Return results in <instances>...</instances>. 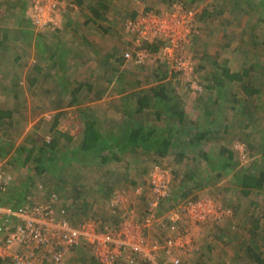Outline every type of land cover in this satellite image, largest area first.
<instances>
[{"label":"rangeland","instance_id":"obj_1","mask_svg":"<svg viewBox=\"0 0 264 264\" xmlns=\"http://www.w3.org/2000/svg\"><path fill=\"white\" fill-rule=\"evenodd\" d=\"M39 2L45 8L55 3V23L43 33L37 32L39 29L33 24L34 7ZM178 5L193 14L195 32L176 56L181 54L193 62V79L204 88V95L210 83L217 84L213 78L222 77L225 68L240 72L246 60L251 66L264 59V0H205L196 5L188 0H88L85 9L78 0H0V110L12 114L0 124V170L9 178L0 196V220L3 211L17 213L35 202L51 204L60 226L75 228L82 234L75 252L66 257L64 264H100L95 256L97 243L106 238L124 239L131 230L136 245L130 243L119 264H129L133 258L136 264H254V252L264 256V189L249 197L242 196L231 177L237 169L241 171L247 166H261L264 171V108L256 109L255 101L245 118V112L233 108L240 107L239 104L230 100L211 105L207 94V99L198 103L199 93L190 89L185 73L175 71L177 64L167 59L156 39L143 43V49L149 53L145 64H138L135 55L125 58L126 51L135 50L131 44L133 36L125 25L148 10L165 14ZM59 7L63 9L61 21L71 23L68 30L56 19ZM90 11L97 25L89 24L87 17L81 16L87 12L88 19L92 18ZM83 22L87 24L82 25ZM73 23L82 25L88 44H81V33L72 30ZM39 33L43 35L38 39L43 44L40 53L36 48ZM57 44H62L60 56L52 59L48 52ZM205 52L209 56L218 52L216 66L204 61ZM63 53L66 55L62 56ZM118 64L122 69L128 68L123 78L127 83L134 82L139 96L160 97L151 89L160 94L163 86L172 102L158 103L156 98L154 102L168 114V109L175 105L192 109L193 125L189 128L193 135H199L189 138L194 145H188L184 136L189 128L176 125L173 131H157L159 135L173 134L176 143L165 158L154 151H138L137 157L128 153L124 160L112 161L105 168L95 155L89 160L87 156L60 157L55 165L50 164L40 173L26 166L17 150L30 147L29 138L36 135L41 142L52 139L49 129L56 114L53 102L63 90L57 78L68 79L67 89H76L84 82L101 87L99 84L104 81L99 77L110 73V69L118 76L120 73L111 67ZM26 71L35 79L30 84L40 82L39 86L26 89V79L22 78ZM131 73L136 81L129 77ZM257 76L261 77V73ZM241 84L232 82L229 89L240 94L238 98L242 100L246 96L239 91ZM261 89L264 92V84ZM198 105L200 109L196 108ZM65 107L68 108L64 104ZM250 109L253 118L249 122ZM145 113L151 122L156 120L155 109L149 108ZM81 114L75 108L65 110L61 117L60 127L76 137L75 142L61 140L68 155L80 144ZM225 149V157L232 153L237 167L228 168L229 176L218 181L222 172L212 170L210 159L204 156L209 153L214 166H221L225 163L221 157ZM154 169L171 178V186L163 196H157L148 181H140L147 180ZM185 186L186 196H181ZM219 189H225L224 196L218 195ZM191 201H210L216 210L207 211L205 220L193 223L189 217L181 216L182 212L188 215ZM83 227H87V233L81 231ZM183 232H188L189 237L183 238ZM78 248L84 256L77 253Z\"/></svg>","mask_w":264,"mask_h":264},{"label":"built area","instance_id":"obj_2","mask_svg":"<svg viewBox=\"0 0 264 264\" xmlns=\"http://www.w3.org/2000/svg\"><path fill=\"white\" fill-rule=\"evenodd\" d=\"M54 4L51 2V8H45V4L42 5L40 2L35 5L33 24L37 29L42 30L48 28L52 22L55 23ZM192 16L191 12L178 5L165 14L147 11L131 19L125 26L127 32L133 36L131 44L135 50L126 51L125 58L131 59L135 55L138 64H145L149 53L143 49V43L156 39L161 42V49L168 57L167 59L177 64L175 71L185 73L186 78L184 75L183 78L189 83L190 89L202 93V86L193 79V62L181 54L176 56V52L189 42L190 36L195 32ZM167 174L159 169H154L149 173L148 183L157 196H163L171 186V178ZM8 181L9 178L5 172L0 170V196L5 191ZM214 209L216 210L215 204L210 201H191L188 215L182 212L181 216H187L193 223H199L207 218V211ZM54 211L51 204L42 202H35L31 206L20 209L17 213L3 211L2 221L0 220V263L63 264L66 255L78 246L82 234L75 228L60 226L55 219ZM81 231L87 233V227H83ZM182 235H184L183 238L189 237L188 232L186 234L183 232ZM130 243L136 245L133 241L132 230L125 235L124 239L121 237L116 240L106 238L99 241L96 245L95 256L100 264H119L123 251L130 246ZM129 264H136L135 258L130 259Z\"/></svg>","mask_w":264,"mask_h":264},{"label":"trees","instance_id":"obj_3","mask_svg":"<svg viewBox=\"0 0 264 264\" xmlns=\"http://www.w3.org/2000/svg\"><path fill=\"white\" fill-rule=\"evenodd\" d=\"M205 0H188V2L192 3L193 5H196L198 3L204 2ZM78 3L81 4V0H78ZM148 11H154V10H148ZM92 12L94 15L98 16L96 11L92 9ZM155 13L159 14L160 12L154 11ZM206 13V12H205ZM209 15L211 13H206V15ZM210 16V15H209ZM52 26V25H51ZM107 32V31H106ZM62 46V44H60ZM59 45H55L54 49H50L48 53H50V56L52 59L56 57V55L60 56V47ZM62 51V50H61ZM66 53H63L62 56H65ZM204 61L205 62H211L215 63V66L217 65V59L215 58V55L209 56L207 52L203 54ZM204 63V62H203ZM247 63L248 60H246L243 65L242 69L239 72L238 70L236 72H233L231 69L225 68L223 72V76L217 79V76L213 78L214 82H217V84H214L213 82L210 83L208 86L206 92L209 94V99L208 102L211 105H218L221 101H229L232 102L233 104H239L240 107H233L235 110H240L241 112H247V109L250 108V104L257 102V100L262 99L263 97V89H261V86L264 84V64L258 62V64H252L251 66L248 65ZM263 64V66H261ZM54 65V62H53ZM202 67L204 65H201ZM261 73V77L257 76V73ZM251 73L256 75V79L251 78ZM224 80H227L225 82ZM64 81V82H63ZM207 81V79H206ZM63 82V83H62ZM232 82H239L241 84V88L239 89L242 90L245 93V98L244 99H239L238 97L240 94L234 93L229 89V85L232 84ZM258 83L259 87L256 85ZM57 83L59 85L63 86L62 90V98L63 99H68L73 103L78 102V96L76 94L79 93V91L85 87L93 88L92 84H88L87 82L84 83H79L78 88L75 89L74 94L68 92L67 87L65 86L68 83V79H62L61 77L57 78ZM62 83V84H61ZM222 87H228L226 89H222ZM162 89H160V94L156 93L155 88L151 89V93H155L159 95L160 97H149V96H142L140 99H138V104L143 106H147L149 108L155 109V114L158 116V118H163L161 115L164 117L169 116V123L173 125L172 129H175L174 125H179V127H183L184 125V119H183V114L180 113L179 110V105H173V108L170 107L168 109V112L165 111L160 105L158 106L159 102H168L171 103V97L167 96L165 94L166 89L161 86ZM204 89V88H203ZM203 93V92H202ZM206 94V95H207ZM206 95L200 96V100L198 103H203L202 100L207 99ZM157 99V102H154L155 99ZM159 100V101H158ZM254 101V102H253ZM153 102L155 104H153ZM201 105V104H200ZM206 109V108H205ZM249 111V110H248ZM206 114V111H205ZM64 115V112H59L54 115V122L49 130L50 134H52V139L50 142H46L37 135L35 137L29 138L30 140L28 141L30 147H25L23 149H18L17 150V156H21L23 159L24 163L26 166H28L30 169L34 170L35 172H43L47 170V167H51L50 164L55 165L56 159H60V157L65 158L67 157L68 159L70 156H76V157H81L84 158L86 157H92L93 154L97 156L99 154L97 146L100 144L97 141V130L95 128V125H88L85 129V137L82 140V142H79V147L73 151L72 155H68L66 147L62 146V138L66 139L68 142L72 141V137H69V135L65 132H61L57 129L59 125V121L61 117ZM247 116V113L245 114V118ZM12 114L9 112H4L0 110V124L4 122V120H7V118H11ZM253 117V113L250 109V119ZM6 118V119H5ZM249 120V118H247ZM229 120V118L227 119ZM174 122V124H173ZM250 122V120H249ZM171 129V130H172ZM179 129V128H178ZM155 130L152 131H136L134 134L127 140H122L120 143V150L121 152H126L130 150L132 151V154H136L139 150L140 152L146 151H154L156 154L160 155L162 158H164L166 155H169L173 151V147L176 145L173 140V134L169 135V137L165 138L162 137V139H159L158 142L153 139V135ZM165 135V133H163ZM196 137L199 135H195ZM199 140V138H197ZM188 145H194L193 141L192 143H188ZM264 145V142H263ZM262 145V146H263ZM70 149V148H69ZM129 151V152H130ZM25 152V153H24ZM223 153L221 154L222 161H225V163L221 166H214V162H212V159L209 158L210 155L209 153H205L204 158L205 159H210L209 166L212 170H220L223 175H218V181L225 176H229V172L227 169H234L237 167V164L235 163L236 161L234 160V156L232 153H229L228 157H225V154L228 152L226 149L222 151ZM24 154V155H23ZM264 154V153H263ZM23 155V156H22ZM65 156V157H64ZM182 156V155H181ZM226 158V159H225ZM59 161V160H58ZM102 162V161H101ZM211 164V165H210ZM261 168V166H260ZM260 168H255V167H250L247 166L245 168H241V171H236L235 174L231 175L232 180L234 183L238 186L239 192L242 196L249 197L252 195L254 191H261L264 189V171ZM187 187L185 186L183 190V194L181 193V196H186ZM225 191V189H223ZM226 191H228V188H226ZM79 250V248H78ZM75 252V249L72 250V252L68 253V255H71ZM253 262L254 264H264V256L262 254L258 253H253ZM65 257V259H66ZM3 264V263H0ZM64 264V263H63Z\"/></svg>","mask_w":264,"mask_h":264},{"label":"crops","instance_id":"obj_4","mask_svg":"<svg viewBox=\"0 0 264 264\" xmlns=\"http://www.w3.org/2000/svg\"><path fill=\"white\" fill-rule=\"evenodd\" d=\"M87 1L88 0H81V4H79V5H81L80 7L82 9H85V4H87ZM61 7H63V6H61ZM61 7L58 8L56 19H58L59 15H61V13H63V9ZM64 10H66V9H64ZM91 11H90V14H91L92 18L89 17V19H88L89 13H87V12L81 13V16L87 17L86 20L90 21L89 24L97 25L95 18H93L94 16H93ZM59 20H60L61 24H64V27L66 28V30H68L69 29L68 26L71 23L70 22L67 23L66 19L61 21V19L59 18ZM84 23L85 22H83L82 25H84ZM85 24H87V23H85ZM73 25H74V23L72 24V30H75L79 34L81 33V37L79 38V41L81 42V44L83 45V42L88 44L87 39H86L87 37L83 34L82 29H81L82 25H78V26L77 25L73 26ZM46 29L47 28L42 29V30H37V32L43 33L44 31H46ZM61 29L63 31V28H61ZM41 33H39V35L37 36V40L41 39L43 37V35H41ZM59 39H62V38L60 37ZM36 43H37L36 48L39 51L40 47H42L43 44H40L39 40L36 41ZM45 45H47V43H45ZM54 47H55V45H54ZM39 53H40V51H39ZM45 54H46V52H45ZM215 55H218V52H216ZM258 62L263 63L264 59H259ZM111 67L113 68L114 72L120 73L121 75L118 74V76H117L116 73L111 72V69H110V73H103L99 77V80L102 79L104 81V82H101L99 84L101 87H95L94 86L93 88H89V89L87 87L81 89L79 91V93L76 94V96H78V102L77 103H73V102L70 103V101L68 99H63L62 94H61L62 91H60L61 93L58 92L59 97L56 99V101L53 102L54 103V112H56V113L65 112V110H74L75 108L78 109L79 113H83V115L81 114L83 116V119H81L82 129L79 131L80 132V135H79L80 138L78 140L79 142H82V140L85 137L86 127L90 124L95 125V128L97 130V141L100 144V146L99 145L97 146L99 154L96 157H100V161H102L101 165L104 164V166H103L104 168H105L106 164L110 165V163L112 161L124 160L126 158L125 155L128 153L131 154V157H134V156L137 157L135 154H132L131 153L132 151H130V150L127 151L128 153L119 151L121 149L119 146L121 141L129 139L134 134V132H136L137 130L143 131V132H147L149 130L150 131L155 130L156 132H154L153 139L156 140V142H158L159 139H162V137H165V138L169 137V134L167 132L165 135H163V134L159 135V134H157V131H160V130H169L170 131L173 127V125H171V123H169L168 118L164 117L163 115H161V116L164 119H166V121L160 120V118H158L157 115L155 116L156 120L154 122H151L152 119L150 117H148V115L146 118V115H144V114H146L145 112L148 111L149 107L144 106V108H143V106L138 104V99H140L143 95L139 96L138 87H137V89L135 88V84L133 81L127 83L124 79L125 76L127 75L125 72L127 71L128 68L122 69L121 64H118V67H114L112 65H111ZM27 73H28V71H26L25 76L22 78L26 79V82L28 85V86H26V89H27V87L29 89L30 88L32 89L33 86L35 87L40 82H38L37 84L31 85L30 84L31 81L33 83V80H35V79H34V77L31 79V75H28ZM131 74L132 75H130L129 77L136 81L135 74L134 75H133V73H131ZM123 76H124V78H123ZM20 78H21V76L18 75L17 79L21 81ZM251 78L253 80L256 79V75L251 73ZM74 91H75V89H73L71 87H70V89H68V92L73 93V95H75ZM262 93L264 95V92H262ZM202 94L203 93H199L200 96L204 95V94L203 95ZM199 95H197V96H199ZM135 99H136V101L134 102L133 100H135ZM197 100L199 101L200 98H198ZM64 104L68 108H66V107L64 108ZM199 107H200L199 105L196 106L197 109ZM255 108L256 109L257 108H264V97L262 99L257 100V102L255 103ZM150 109L152 111L153 108H150ZM52 111H53V109H52ZM190 111L192 112V109L186 108V109L180 110V113H184L183 114V116H184L183 117V119H184L183 120L184 121L183 128L184 129L187 128V130L190 126L193 125L192 124L193 121H191V117H190L191 116ZM4 112H7V111H4ZM7 113H9V112H7ZM61 119H60V121H61ZM250 121H251V119H250ZM61 123H62V121L59 123L57 129L61 132L67 133L69 135V137H72V141L75 142L76 137L69 134L68 131H65L63 129V126L60 127ZM173 124H174V122H173ZM175 126L176 125H174V127ZM172 131H173V129H172ZM189 131L188 132L185 131L186 135H184V136H186L188 143H192L191 140L189 141V138H194L195 135H193V132H191L190 128H189ZM262 145L263 144H261V146ZM139 151H141V150H139ZM196 152L199 153L198 150H196ZM200 153H203V152L201 151ZM94 155L95 154H93V157H94ZM89 157L87 158V160H89ZM199 158H200V156H199ZM83 163L85 164L86 162L83 161ZM88 163L89 164H86V166H88L87 168H89V165L91 164V162L89 161ZM140 181L147 182L148 178H147V180L145 179V180H140ZM224 193L225 192L222 189H219L218 195L224 196L225 195ZM77 253L80 254V256H84L83 250H77Z\"/></svg>","mask_w":264,"mask_h":264}]
</instances>
